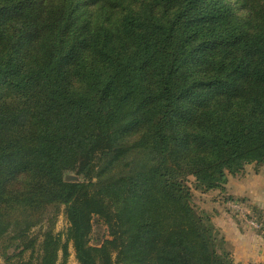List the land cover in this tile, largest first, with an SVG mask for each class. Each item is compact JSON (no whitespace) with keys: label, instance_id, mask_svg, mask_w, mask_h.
I'll use <instances>...</instances> for the list:
<instances>
[{"label":"trees","instance_id":"1","mask_svg":"<svg viewBox=\"0 0 264 264\" xmlns=\"http://www.w3.org/2000/svg\"><path fill=\"white\" fill-rule=\"evenodd\" d=\"M236 1L247 15L229 0H0L6 264H66L70 245L79 264H242L189 185L224 190L264 163V0ZM95 217L108 235L93 242Z\"/></svg>","mask_w":264,"mask_h":264},{"label":"rangeland","instance_id":"2","mask_svg":"<svg viewBox=\"0 0 264 264\" xmlns=\"http://www.w3.org/2000/svg\"><path fill=\"white\" fill-rule=\"evenodd\" d=\"M229 1L234 6L236 13L242 16H245L248 14V10L243 9L239 2H237L236 0H229ZM94 4L95 3L92 2L90 6L94 8ZM139 157L141 158L142 155L135 156V158H138V159ZM69 174L76 175L75 173H69ZM260 176L264 177V163L247 164L244 172L238 175V177H240L239 178L240 180L241 178L242 179L248 178L246 180V183H244L243 180H241V184H240L242 185L241 188L245 189L247 187L248 188L247 190H250V192H253L252 194H254V191L258 190L259 184L262 183L259 181ZM78 180H84V177L78 176ZM194 180H195L194 177H190L189 185H191L192 192H193V200H192L193 205L195 206V208L197 209L199 213L208 214L213 220V217L216 216V212L214 211L215 209L217 210L225 209L226 221H228L230 218L233 217L234 219H238L239 222L241 219L249 225L250 224L249 220L254 219V220L259 221L260 224L262 223L264 225V220L261 217V212L258 208V204L255 203V199H254V197H256L255 195L253 197H249L248 195H247L248 197L247 196L238 197V196H229L228 194L221 196L220 193H214V192H201L200 190L195 188ZM63 209H64V206L61 207V211L59 212L55 220H53L50 224V226H52L55 229V232L63 231L68 226V220H67V217ZM48 224L49 223L44 224L45 226L43 225L41 227L34 228L30 236L39 237L41 235L40 232L42 231V229L45 230V227ZM217 228L219 229L221 236L225 237L222 231L220 230V228L219 227ZM252 228L259 231L261 233V236L264 237V227L260 229L254 228V227ZM107 235H108V229H107L106 224L102 220H100L98 217H95L94 218V229L92 232L93 242H96L99 239H103ZM10 243H11V239H5V240L0 241V264H6L5 263L6 261L4 258V252L6 250V246L9 245ZM226 247L230 249V251L232 252V249L230 248V245L228 244V242L226 244ZM70 252L71 254L68 257L66 264H79L76 259L75 252H74L72 245H70ZM28 253H30V251H28L27 254Z\"/></svg>","mask_w":264,"mask_h":264},{"label":"crops","instance_id":"3","mask_svg":"<svg viewBox=\"0 0 264 264\" xmlns=\"http://www.w3.org/2000/svg\"><path fill=\"white\" fill-rule=\"evenodd\" d=\"M239 178L238 175L230 176L224 190H212L209 192L220 193L221 196L228 194L229 196L240 197L248 195L249 197H253L255 195V203L258 204L261 217L264 220V177L260 176L259 181L262 183H258L259 188L257 191H254V194L250 190H247V187L245 189L241 188V180L246 183L248 178H241V180ZM214 211L216 212V216L213 217V221L220 228L230 245L235 261L242 264H264V237L261 236V233L241 219L239 222L238 219L232 217L226 221L225 209H215Z\"/></svg>","mask_w":264,"mask_h":264},{"label":"built area","instance_id":"4","mask_svg":"<svg viewBox=\"0 0 264 264\" xmlns=\"http://www.w3.org/2000/svg\"><path fill=\"white\" fill-rule=\"evenodd\" d=\"M249 225H251L252 227H254V228H262V227H264V225L261 223H259V221H257V220H254V219H252V220H249Z\"/></svg>","mask_w":264,"mask_h":264},{"label":"water","instance_id":"5","mask_svg":"<svg viewBox=\"0 0 264 264\" xmlns=\"http://www.w3.org/2000/svg\"><path fill=\"white\" fill-rule=\"evenodd\" d=\"M66 180H78V176L74 175V174H67L65 177Z\"/></svg>","mask_w":264,"mask_h":264}]
</instances>
